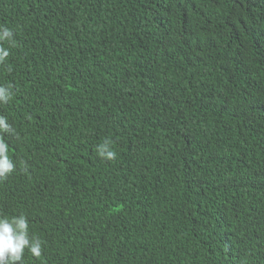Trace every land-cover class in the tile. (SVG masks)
I'll list each match as a JSON object with an SVG mask.
<instances>
[{
  "label": "trees",
  "instance_id": "obj_1",
  "mask_svg": "<svg viewBox=\"0 0 264 264\" xmlns=\"http://www.w3.org/2000/svg\"><path fill=\"white\" fill-rule=\"evenodd\" d=\"M0 25L23 264H264V0H0Z\"/></svg>",
  "mask_w": 264,
  "mask_h": 264
},
{
  "label": "clouds",
  "instance_id": "obj_2",
  "mask_svg": "<svg viewBox=\"0 0 264 264\" xmlns=\"http://www.w3.org/2000/svg\"><path fill=\"white\" fill-rule=\"evenodd\" d=\"M5 42L14 44V33L8 27L0 25V65H6L10 55ZM8 71L11 68L8 67ZM14 93L10 86L0 85V105L8 104ZM14 129L7 117L0 115V183L4 182L16 169V164L9 156V146L5 135H14ZM113 142L105 138L96 146V153L104 161H114L117 153ZM34 258L42 255V243L39 238L30 237L29 222L26 216L11 218L0 216V264H23L25 250Z\"/></svg>",
  "mask_w": 264,
  "mask_h": 264
}]
</instances>
